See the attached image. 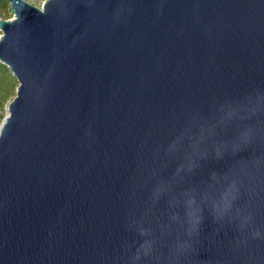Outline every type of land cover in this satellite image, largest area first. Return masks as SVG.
<instances>
[{
    "label": "water",
    "instance_id": "1",
    "mask_svg": "<svg viewBox=\"0 0 264 264\" xmlns=\"http://www.w3.org/2000/svg\"><path fill=\"white\" fill-rule=\"evenodd\" d=\"M0 264H264V0H6Z\"/></svg>",
    "mask_w": 264,
    "mask_h": 264
},
{
    "label": "trees",
    "instance_id": "2",
    "mask_svg": "<svg viewBox=\"0 0 264 264\" xmlns=\"http://www.w3.org/2000/svg\"><path fill=\"white\" fill-rule=\"evenodd\" d=\"M9 13H10L9 5L7 1L0 0V19H7V15ZM9 74L10 73L8 69L4 65L0 64V109L7 101L8 94L10 93L11 87L13 86V84L10 81L14 79L9 77L10 76Z\"/></svg>",
    "mask_w": 264,
    "mask_h": 264
},
{
    "label": "rangeland",
    "instance_id": "3",
    "mask_svg": "<svg viewBox=\"0 0 264 264\" xmlns=\"http://www.w3.org/2000/svg\"><path fill=\"white\" fill-rule=\"evenodd\" d=\"M25 1L28 2L29 4L33 5V6H36L38 8H41L45 0H25ZM11 18H12V15L9 13L7 15V19H11ZM9 75H8L9 77L13 78V76L11 74H9ZM10 82L13 84V86L12 87L10 86L11 87V91L8 94L7 101L4 103L3 107L0 109V125H1V123L3 121V119L5 118V116L7 115V110H6L7 105L13 99V97L15 95V90H16V87H17V82H16L15 79L14 80H11Z\"/></svg>",
    "mask_w": 264,
    "mask_h": 264
},
{
    "label": "snow or ice",
    "instance_id": "4",
    "mask_svg": "<svg viewBox=\"0 0 264 264\" xmlns=\"http://www.w3.org/2000/svg\"><path fill=\"white\" fill-rule=\"evenodd\" d=\"M0 126H2V125H0Z\"/></svg>",
    "mask_w": 264,
    "mask_h": 264
}]
</instances>
